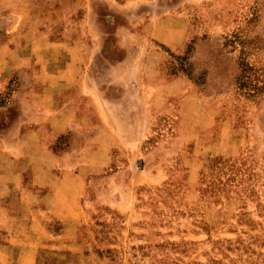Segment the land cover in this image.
<instances>
[{"label": "rangeland", "instance_id": "1", "mask_svg": "<svg viewBox=\"0 0 264 264\" xmlns=\"http://www.w3.org/2000/svg\"><path fill=\"white\" fill-rule=\"evenodd\" d=\"M129 1L0 0V33L87 40L92 23L108 34L106 59L115 56L109 34L118 27L143 29L153 14L180 16L186 26L180 47L155 43L156 80H179L178 93L143 117L138 146L122 142L86 177L85 248L103 264H264V0H138L135 9L120 8ZM225 121L222 141L195 155L185 129ZM72 137L55 151L69 149Z\"/></svg>", "mask_w": 264, "mask_h": 264}, {"label": "crops", "instance_id": "2", "mask_svg": "<svg viewBox=\"0 0 264 264\" xmlns=\"http://www.w3.org/2000/svg\"><path fill=\"white\" fill-rule=\"evenodd\" d=\"M137 1L120 8L135 9ZM147 21L143 29L109 34L112 59L103 57L108 34L92 23L87 40L0 33V264H103L79 234L86 177L122 142L138 146L143 117L163 108L181 84L156 80L161 55L155 43L183 45V19L153 14ZM99 58L103 70L95 74ZM218 124L185 129L195 155L210 140L222 141L228 122ZM66 136H73L69 149L55 151Z\"/></svg>", "mask_w": 264, "mask_h": 264}]
</instances>
